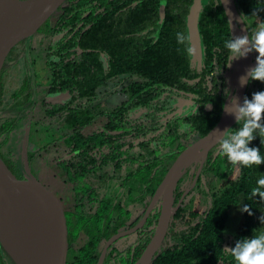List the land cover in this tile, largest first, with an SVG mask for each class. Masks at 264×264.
<instances>
[{
    "label": "flooded vegetation",
    "instance_id": "obj_1",
    "mask_svg": "<svg viewBox=\"0 0 264 264\" xmlns=\"http://www.w3.org/2000/svg\"><path fill=\"white\" fill-rule=\"evenodd\" d=\"M200 2L203 6L205 0H200ZM192 4L189 5V0H65L46 21L51 23L54 17V23L51 24L55 25L62 18H67L68 16L71 18L72 21L69 27L58 31V38L63 36V42L69 40V43H73V47L70 49L74 53L69 57L73 64L76 63V57L79 54L77 42H79L85 30L99 32L108 31V29L116 27L121 30L123 39L134 47L135 56L138 60H147L154 58L152 47L157 44L167 43L168 38L163 34L164 30L166 31V35L170 29L186 30L189 37L187 18ZM201 11L202 7L200 13ZM45 22L36 32H42L43 36L48 38L45 53L42 56L41 71L49 72L47 78L44 79L45 82H48L44 86L47 85L49 93L61 95L62 100L52 102L46 101L44 98L41 99L40 106L43 108V111L45 105L51 107L53 104L63 103L70 96L74 95L75 92L74 85L71 93L68 90L58 92H50L49 90L51 84L47 79L51 77V70L46 64V52L48 46L52 44L55 38L45 36L43 30H41ZM245 24L249 36H251L252 29L250 31V27L247 23ZM69 29L71 33L67 35ZM64 35H67V37H64ZM33 36L28 37L30 39V46ZM71 36H74L75 39H69ZM28 38L22 41H27ZM22 41L14 45L8 52L1 70L6 67L5 61H11V58L14 57L11 53L16 52V46L22 44V50L27 52L29 48H26L27 46ZM257 55L258 53L252 50L253 60H256ZM100 57L105 65H107L108 56L101 54ZM13 59L17 60L18 64L20 62L23 63L26 70L24 80H28L29 89L30 85L33 84L35 92V88L38 85L36 84L35 67L32 64L31 57H28L24 53L22 57L19 58L16 55ZM189 59L190 65L197 68L200 64L201 56L199 59L198 55L194 56L191 54ZM236 61L237 58L233 57L231 66H228L230 62L228 57L227 63L221 73L222 80H220V74L217 75L218 82L224 84L223 87L218 85V91L220 94H223V99L229 93L230 83L236 69ZM17 63L15 62L14 64ZM12 65V63H9V66ZM211 75H214V72H211ZM194 80L195 83L201 82L200 90L204 94L212 92L210 85L202 84V77L201 79L195 78ZM130 82L138 84L139 93H143L148 87H153L155 90L159 87V95L154 99H150L146 105L129 108L126 111L125 102L130 98V95L125 91V86ZM151 82L150 77H145L140 73L134 72L119 75L105 84H100L96 89V93L89 96L85 101V105L88 108H94L97 105L94 108L95 113H110L108 108L101 107V104L106 103L108 95L114 93L124 96L113 110H125V112L121 111V117L118 116L117 118H121L123 122L127 120L128 125H131V132L129 134L131 144L133 145L130 149L131 153H124L122 149V156H120L119 160L117 159L118 161L114 160L111 163L106 160L101 166L90 165L85 167V169L82 167V174L74 177L73 181H64L58 172L60 168L54 170L51 165H48L54 178L60 182L59 188L56 190L57 192L55 195L53 194V198L57 203L59 222L63 228L65 240H67L65 264H142V256L152 241L158 225L160 207L158 204L159 200H154L156 189L176 156L184 148L202 137L197 129L191 127L188 119L201 109H208L205 103L201 104L202 102L199 101L200 97L198 94L188 91V83L183 85L185 88L183 89L177 86L179 83L174 87L165 85L160 87L153 85ZM73 83L70 82V84ZM257 83L258 81L248 83L246 92L254 88ZM198 85H195L194 90ZM113 86L115 89L109 91ZM17 88H20V85ZM4 92L5 90L1 91L0 95V113L2 112V106L7 105L6 115L9 118V93L6 94L7 97L5 98L3 96ZM146 95L147 93L145 92ZM43 114L46 115L44 112ZM136 124L143 125L141 129L145 134L141 130L138 132L132 130V128H136ZM62 125L67 126L66 124ZM182 125L184 126L183 130ZM238 126V124L234 125L230 131L236 129ZM68 129V132L64 133L62 137L70 140V150L66 154L58 155L53 162L55 160L61 162L70 153V156L74 154L72 152L74 133L71 132L69 127ZM142 140L145 142L147 148V151L144 152V157L141 156ZM219 147V143L215 144L208 151L206 157H200L189 163L183 170L173 190V206L180 202L179 209L183 203L188 202L190 198L193 199V195L196 193L200 195L199 192L194 191L195 188L198 189L200 187V184L206 189H212L210 187L211 184L209 185L211 177L206 176L204 168L208 160L217 156ZM4 149L5 151L7 150L5 144L0 146V153L3 156H7ZM130 154L133 155L134 159L128 156ZM171 155L175 157L170 159ZM222 156L218 157L217 160L219 161ZM159 157H162V160L168 157L166 162L164 161L165 171L161 179L158 181L157 172L159 165L156 163L150 167L149 180L147 178L143 181L141 176H139L142 170L141 164L143 162L144 164L154 163ZM223 158L220 161H223ZM118 162H121V165L116 167L115 165ZM77 168L80 169L78 166ZM213 178L218 179V186L222 183L221 180H224L218 177ZM224 186L221 185V188L213 190L220 191ZM202 198L204 202L209 200L204 195ZM256 200L259 201L261 199L256 198ZM262 203V210L264 212V201ZM242 205V202H239L231 207L223 235H221L219 240L223 252L215 261V264H230L226 260L227 255L230 254L224 252L223 249L235 247L236 235L239 227L242 225ZM235 209L238 211L239 216L231 219L232 211ZM173 214L164 238L160 246L151 254L148 264L153 263L160 253L158 251H161L164 246L168 243H175L174 237L177 234L174 231H170V229L175 230L186 226V224L178 226L180 220H174ZM234 222H237V227L232 229L230 225ZM262 225L264 228V224ZM247 228L249 229L247 238L251 239L254 230L256 231L258 228V223L248 222Z\"/></svg>",
    "mask_w": 264,
    "mask_h": 264
},
{
    "label": "trees",
    "instance_id": "obj_2",
    "mask_svg": "<svg viewBox=\"0 0 264 264\" xmlns=\"http://www.w3.org/2000/svg\"><path fill=\"white\" fill-rule=\"evenodd\" d=\"M192 3L193 0H189V5ZM235 3L241 16H244L245 23L250 27V31L256 28L258 23L264 21V0H235ZM71 21L69 16L62 18L55 25L46 21L44 27L41 28L45 36L55 38L46 52V64L51 70L50 92L68 90L71 93L73 85L75 91L74 95L63 103H56L51 107L45 105L44 107V113L47 116H53L60 125L66 124L74 133V147L72 148L74 154L70 156V153L61 162L55 160L51 164L54 170L60 168L58 172L64 181H73L74 177L82 174V167L85 169L90 165L101 166L106 160L111 163L114 160H119L122 156V149L124 153L130 152L133 146L129 136L131 125H128L127 120L123 122L121 118L117 117H121V111L125 112L129 108L148 104L150 99L159 95L160 88L155 90L153 87H148L147 91L139 93L137 83H128L125 86V91L129 93L130 98L125 102V110L95 113L94 108H88L85 105L87 98L96 93L100 84H105L119 75L140 73L145 77H150L151 83L160 87L162 85L174 87L179 83L177 86L185 89L183 85L188 83V91L198 94L201 104L205 103L208 108L201 109L188 119L191 127L197 129L203 136L218 121L224 101L223 94L218 91V85L223 87L224 84L218 82L217 75L220 74V80H222L221 73L229 57V51L225 48V41L232 40L228 20L219 0H205L202 6L198 20L201 61L197 68L190 65V55L186 51L190 47L189 39L183 44L177 42V33L187 36L186 30L175 28L170 29L167 35L166 31H163V34L168 38L167 43L152 47L154 58L147 60H138L135 56L134 47L123 39L118 27L99 32L85 30L77 42L79 54L76 57V63L73 64L69 58L74 53L70 49L73 47V43H69V40L63 42V36L58 38V31L68 28ZM70 33L71 30L69 29L67 35ZM69 39H75V37L71 36ZM25 41L22 43H25L26 48H29L30 39ZM101 54L108 56L107 65L101 59ZM211 72H214V75H211ZM201 77L202 84L210 85L212 92L204 94L200 90L201 82H194L195 78L201 79ZM27 81V79L24 80V86L19 88V91L9 92V118L6 115L7 105L2 106V113H5H0V146L6 145L7 150L4 149V152L7 156L0 153V158L40 201L51 202L50 193L39 186L37 179L30 170V162L36 153L29 152L27 149L19 151L20 149L13 150L11 148V141H13L15 134H19L22 139H27L29 122L34 118L36 96L33 84L31 83L29 89ZM70 82L74 83L70 84ZM197 84L199 85L194 90ZM24 88L25 90H23ZM259 91H264V83L258 81L254 88L246 92L245 97L251 100L252 94ZM145 92L147 93L146 96ZM261 123L264 124V117H262ZM135 126L136 128H132V130L136 132L141 130L145 134L141 129L142 124ZM16 128L20 129V133L12 134ZM238 128L239 126L236 129ZM8 137L9 141L11 140L9 143ZM141 146V156L144 157L147 148L143 140ZM248 146L259 148L261 155L264 156V144L261 143L258 133ZM132 154L128 156L134 159ZM221 155L224 158L220 162L217 159ZM174 157L171 155L170 159ZM161 158H157L154 163L144 164L143 162L141 164L142 170L139 176L143 181L147 178L149 180L150 167L156 163L159 165L158 181L161 179L168 157L163 158V160ZM120 165L121 162H118L115 166L119 167ZM204 172H206V176L224 179L226 185L220 191H214L202 187L199 183L200 187L195 188L194 191L199 192L200 195L198 193L193 195V199L190 198L188 202L186 201L187 203H183L173 214L174 220H180L186 226L175 230L170 229L177 234L174 237L175 243H168L164 246L152 264H215L223 252L219 240L223 235L231 207L239 202H242V208L249 205L252 214L249 215L248 212L241 211L242 225L238 229L236 243L249 235L248 222L258 223V228L254 234H258L261 229H264L259 219L264 214L263 203L261 200H256V198L260 199L259 196L253 198L251 195L252 188L256 187V181L261 174H264V163L258 167L255 165L251 167L233 165L218 149L217 156L208 160ZM203 195L209 199L207 202L203 201ZM195 200H199L200 208L199 205H196ZM51 205L57 213L59 211L57 206L53 203ZM226 260L230 264H235L231 255H227ZM0 264H15L1 247Z\"/></svg>",
    "mask_w": 264,
    "mask_h": 264
},
{
    "label": "water",
    "instance_id": "obj_3",
    "mask_svg": "<svg viewBox=\"0 0 264 264\" xmlns=\"http://www.w3.org/2000/svg\"><path fill=\"white\" fill-rule=\"evenodd\" d=\"M65 0H0V71L11 48L20 41L33 36L40 26ZM228 20L232 41L248 36L245 21H241L235 0H219ZM202 4L195 0L188 14V34L192 55L201 56L198 20ZM244 20V19H243ZM251 43L241 48L245 52ZM257 66L252 51L237 58L236 69L230 90L223 101L220 117L215 125L194 143L184 148L173 160L161 179L154 200H159L158 225L147 246L142 264H148L151 254L160 246L172 214L180 202L173 206V190L189 163L206 157L208 151L223 138V132L237 125L235 115L224 110L231 108V100L243 106L247 84L241 86L240 77ZM38 181V180H37ZM41 188H46L38 181ZM48 193H50L48 191ZM51 202L40 201L34 193L12 173L0 158V247L15 264H65L66 240L58 214L51 203L57 206L53 194ZM58 209V207H57ZM160 252V251H158Z\"/></svg>",
    "mask_w": 264,
    "mask_h": 264
},
{
    "label": "clouds",
    "instance_id": "obj_4",
    "mask_svg": "<svg viewBox=\"0 0 264 264\" xmlns=\"http://www.w3.org/2000/svg\"><path fill=\"white\" fill-rule=\"evenodd\" d=\"M244 16L240 17L243 20ZM189 37L177 33V42L183 44ZM245 52H241V48L249 45ZM225 48L229 51V64L233 57L240 58L245 56L247 52L255 50L258 53L256 57L257 67L248 73V78L240 77V84L244 86L251 81H259L264 83V22L257 24L256 28L252 30L251 36L239 37L233 42L231 39L225 41ZM189 55L192 54L193 48L186 49ZM227 95V93H226ZM224 110L235 115L236 122L239 125L238 129L230 131V129L223 132V138H220L219 151L224 154L228 161L240 167H256L264 163V156L261 155L260 149L257 147H249V143L256 138L258 133L261 138V143L264 144V124L261 123L264 117V91L255 92L252 94V99L244 98L243 106H240L236 98L231 100V108L224 105ZM184 126L182 125V130ZM264 174L256 181V187L252 188V197L259 196L261 201H264ZM241 211L252 214L249 205H245ZM264 224V215L260 218ZM255 232V230H254ZM253 232V233H254ZM224 252L231 255L235 264H264V229H261L258 234H253L251 239L242 238L237 241L235 247H226Z\"/></svg>",
    "mask_w": 264,
    "mask_h": 264
},
{
    "label": "rangeland",
    "instance_id": "obj_5",
    "mask_svg": "<svg viewBox=\"0 0 264 264\" xmlns=\"http://www.w3.org/2000/svg\"><path fill=\"white\" fill-rule=\"evenodd\" d=\"M51 23H54V17L51 20ZM48 38L43 36V33H36L32 37L31 46L24 52L22 50V44L16 46V52L11 53L12 56H19L22 57L27 54L28 57H31L32 64L35 67V80L37 81V87L35 88V110H34V118L29 122V129L27 131V139L20 138L19 134L20 129L16 128L12 134H15L13 141H11V148L13 150L20 149L19 151H23L24 149L28 150L29 152L36 153L32 161L30 162V168L35 176V178L40 181L43 186L46 188L47 191L54 194L57 192L56 190L59 188L60 182L54 178V175L50 171L48 165L53 163V160L58 157V155L66 154L70 150V140L64 139L62 136L64 133L68 132V127L58 124L57 120L54 117L47 116L43 114V108L40 106V100L45 99L46 101L52 102H59L61 99V95H54L49 93L47 90V82L44 79L47 78L49 72L41 71L42 69V56L45 53V48L47 45ZM12 57L11 61H5L6 67H4L0 71V93L4 91V97L6 98V94L10 91H19L20 89L17 88L20 85V88L24 86V78L26 70L24 69L23 63H17V60H14ZM14 60V61H13ZM17 64H14V63ZM9 63L13 64L9 66ZM3 66V65H2ZM11 68V69H10ZM49 80V79H47ZM26 88V87H25ZM25 88L23 90H25ZM16 89V90H15ZM115 87H111L109 91L114 90ZM27 91V89H26ZM25 91V92H26ZM1 95V94H0ZM124 96L122 94H109L108 98H106V103L101 104V107L108 108L109 111H113L115 106L120 103L121 99ZM10 98V96H9ZM7 104V102H6ZM25 105V103H24ZM97 105L94 106L96 108ZM2 113V112H1ZM3 112L2 114H4ZM8 143L9 137L7 138ZM223 156L220 158L222 160ZM219 160V161H220ZM221 162V161H220ZM218 179L210 178L209 185L211 184L212 189L221 188V185H226L224 180H221L222 183L218 186ZM61 187V186H60ZM196 205L201 207L199 200H195ZM197 208V209H199ZM238 211L235 209L232 211L231 219L238 217ZM178 226L184 225L182 221L178 222ZM231 228L234 229L237 227V222L231 223Z\"/></svg>",
    "mask_w": 264,
    "mask_h": 264
}]
</instances>
